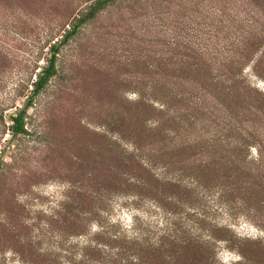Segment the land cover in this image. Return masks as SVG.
Returning <instances> with one entry per match:
<instances>
[{"label": "rangeland", "instance_id": "obj_1", "mask_svg": "<svg viewBox=\"0 0 264 264\" xmlns=\"http://www.w3.org/2000/svg\"><path fill=\"white\" fill-rule=\"evenodd\" d=\"M92 1L0 0V264H69L67 258L77 257L86 237L96 236L97 224H89L86 235L70 236L53 232L49 223L63 211L79 159L86 155L84 161H90L87 151L99 153L122 138L124 133L111 130L116 122H123V132L145 119L149 127L151 107L158 104L153 102L169 87L183 90L186 117L194 121L175 132L183 148L177 150L174 173L158 165L151 172L181 178L182 185L192 184L196 192L183 197L171 216L144 192L111 194L102 203L101 220L126 236L141 234L146 240L189 229L184 236L199 238L205 256H211L203 264H264V184L254 176L256 154L248 149L238 155L223 147V141L222 146L213 142L206 152V110L203 114L190 106L201 94L190 80L206 85V69L194 74L175 64L189 54V46L220 47L249 31L246 14L253 17L263 1L116 0L61 45L56 76L30 99L31 83L46 66L50 45L61 40L67 16H78ZM158 72L168 80L164 87L151 86L149 79ZM245 74L258 91L246 98L264 112V80L250 68ZM177 78L187 83L181 87ZM152 88L157 97L143 105L137 102L142 96L146 100ZM225 93L218 92L216 100L236 112L240 99ZM201 105L205 108L206 101ZM23 107L26 134L9 141L7 115ZM103 133L105 138L99 136ZM198 138L205 144L201 150L185 147L186 140ZM122 141L121 147L129 148ZM238 158L252 169L241 168ZM98 172L101 178L105 171ZM227 176L237 179L238 190L222 192ZM206 178L212 182L207 191ZM180 253L175 254L176 264L183 263Z\"/></svg>", "mask_w": 264, "mask_h": 264}, {"label": "trees", "instance_id": "obj_2", "mask_svg": "<svg viewBox=\"0 0 264 264\" xmlns=\"http://www.w3.org/2000/svg\"><path fill=\"white\" fill-rule=\"evenodd\" d=\"M115 1L93 0L78 16L71 17L70 14L67 16L63 23L61 40L50 45L47 64L41 68L31 83L33 88L30 91V99L38 95L48 81L56 76V60L61 45L73 39L82 26ZM262 1L261 4L264 3V0ZM246 3L250 7L248 3L251 1ZM259 8L253 11V17L246 14L244 22L249 23V31L235 35L232 40L222 42L220 47L219 43L206 47L189 46L187 48L189 54L181 56L175 64L179 69L187 67L194 71V74L203 68L206 69V75H203L206 85L196 86L195 80H190L194 82L192 89L201 93L194 100V105L190 102V106L201 109L203 114L206 110V152L214 146L213 142L221 144L222 141L223 147L227 146L228 151H236L238 155L253 149L256 154L252 166L256 171L254 176H257L260 184L263 185L264 112L247 100L248 95L256 96L254 93L258 91L253 86L250 87L245 74V68H250L254 76L264 80V4ZM245 10L249 11L248 8ZM157 75V78L148 77L151 86H166L168 80H164L163 73L160 76L158 72ZM177 79L179 81L182 78ZM185 83H187L185 80H181L180 86H184ZM218 92H227L225 94L228 96L233 94V97L240 99L242 105L237 106L236 112H232L229 104L221 101L218 103L219 99L216 100ZM183 94V90L169 87L168 90L160 93L158 102H153L158 104L151 107L153 121L149 127L144 126L145 119L137 127L134 125L128 127V125L123 132V128L119 127V124L123 122H116L111 130L114 133H124L122 138L117 137L113 146L106 145L99 153L91 155L87 151L86 154H89L92 159L90 161L88 159L84 161L86 155L79 159L77 174L68 182V196L67 201L63 202V211L49 224L53 232L66 233L70 236L86 235L88 225L91 223L97 224L98 231L95 237H86L75 259L67 258L69 264H176L175 254L178 251L181 252L180 257L183 262L181 264H203L208 260L207 257H211L205 256L199 238L184 236L189 229L185 230L184 234L170 230L152 240H146L141 234L126 236L116 230L113 223L105 224L100 218V214L104 211L102 203L105 197L111 194L144 192L171 216L182 204L183 197L189 198L193 192H196L192 184L182 185L181 178L161 177L151 172L155 165H158L157 169L168 174L174 173L176 169L175 156L178 148L183 146H179L176 142L175 132L183 123L187 130L189 124L187 121H194L186 117L189 108L188 103L183 101L185 99ZM146 97V100L144 96L140 97L137 102L143 105L147 100L149 101V98L157 97V90L150 89ZM204 101H206L205 108L201 105ZM26 103L30 105L29 100ZM7 119L10 122L6 128L10 133L9 141L17 135L26 134L25 107L8 114ZM126 120L130 121L131 118ZM99 136L105 138L104 133ZM122 140L129 142V148L121 147ZM184 145L189 149L201 150L205 144L198 138L186 140ZM186 159H190V156ZM236 161L241 168L247 171L252 169L244 159L238 158ZM101 168L105 172L99 178L98 170ZM68 170L71 171V169ZM188 171L192 173L193 168H188ZM236 180L227 176V179L220 184L222 192L238 190ZM194 181L198 186L197 180L194 179ZM211 183L206 178V191L211 187ZM237 249V252L242 255L241 248L238 246ZM205 264H211V262L208 261Z\"/></svg>", "mask_w": 264, "mask_h": 264}, {"label": "clouds", "instance_id": "obj_3", "mask_svg": "<svg viewBox=\"0 0 264 264\" xmlns=\"http://www.w3.org/2000/svg\"><path fill=\"white\" fill-rule=\"evenodd\" d=\"M234 258L237 260L241 259V257H239V256H235Z\"/></svg>", "mask_w": 264, "mask_h": 264}]
</instances>
